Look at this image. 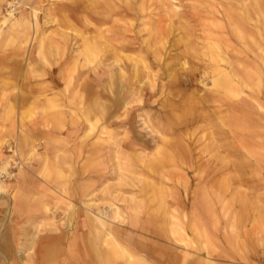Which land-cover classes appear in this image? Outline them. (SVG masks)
<instances>
[{"label": "rangeland", "instance_id": "rangeland-1", "mask_svg": "<svg viewBox=\"0 0 264 264\" xmlns=\"http://www.w3.org/2000/svg\"><path fill=\"white\" fill-rule=\"evenodd\" d=\"M145 1L66 0L40 7L41 23L47 22L42 41L46 45L47 38L55 40L65 47L67 58L74 57L66 74L77 76L80 97L65 108L42 94L36 97L45 102L38 110L70 113L77 123L75 142L82 148L64 145L49 152L44 140L36 139L25 158L0 122V159L8 163L0 178V264H38L21 250L33 230L26 222L29 216L64 224L72 234L87 201L81 197L82 188L89 182L96 186L89 197L93 203L103 210L117 207L127 213L122 225L156 239L157 261L179 256L180 264L184 258L186 264H264L259 221L264 219V0H257L254 41L247 42L235 33L230 15L234 9L245 11L250 0ZM9 2L19 3L15 16L31 9L28 0H0V21L13 9ZM15 45L7 44L3 56L8 57ZM15 52L16 57L27 56ZM98 68L103 71L101 82ZM218 68L237 72L238 96L214 87L213 71ZM88 74L89 85L83 80ZM9 86L0 95L11 101V114L15 92ZM97 100L108 103V109L88 114L86 108ZM131 142L137 143L136 151L126 146ZM157 144L163 155L152 156ZM26 168L32 205L19 211L16 201L24 196L20 179ZM81 168L90 178H79ZM39 187H55L62 196H44ZM203 198L209 199L207 208L199 205ZM130 199L136 210L125 208ZM45 202L48 211L36 209ZM170 213L177 216L172 219ZM116 223L120 224L109 221L107 226ZM125 260L112 253V263Z\"/></svg>", "mask_w": 264, "mask_h": 264}, {"label": "crops", "instance_id": "crops-1", "mask_svg": "<svg viewBox=\"0 0 264 264\" xmlns=\"http://www.w3.org/2000/svg\"><path fill=\"white\" fill-rule=\"evenodd\" d=\"M52 1L59 4L65 3L66 0H28V8L38 7L39 11L43 4ZM65 11L64 14H66ZM69 11H72V9ZM30 12L31 9L24 10L19 16L21 19H28L30 22ZM38 18L39 28L37 32L35 29L26 31L31 41H28L24 48L23 46H17L21 45L19 43L21 39L17 38V45L14 44L15 46L12 48L11 54H6L9 56L4 57L2 51L6 52L7 46H0V93L3 87L6 86L7 89L8 85H10L9 87L13 88L15 92L12 99L13 112L11 114L7 112V106L11 101L9 102L8 99L3 100V97L0 95V122L4 123L7 135L15 139L16 146L18 149H21V153L25 158H27L28 151L36 139L44 140V144L46 148L49 149V152H58L56 151L58 146L64 145L82 148L80 143L75 142L77 139V123L73 117L70 116V113L66 112V110H62V112L42 113L38 110L39 107H42L45 103L42 100L36 101V97L42 94H46V98L51 102L59 100V103L63 104L65 108L68 104L70 106L75 105L76 98L80 97V91L76 89L79 81L77 76L71 73L68 77L66 74L68 66L73 62L67 58L65 47L58 46V43H54L55 40L52 39L53 41H51L46 37V45L43 43L42 36L44 35L41 34L45 32V30L43 23H41L40 15ZM59 18L65 19L66 24H68L66 17H61L60 15ZM59 44L61 43L59 42ZM40 45H42V47ZM14 49L26 53L27 56L23 58L16 57V55L19 56V54L16 53ZM30 51H32L31 58L28 57V52L30 53ZM36 57H40V59H36ZM72 72H74V70ZM89 78L88 74L84 76L83 79L87 85H89L87 82ZM6 98L9 97L7 96ZM67 100H70L71 103H68ZM31 106H33L32 109ZM71 120H73V122H71ZM61 122L64 124H61ZM60 127H62V129H60ZM20 180L23 181L20 191H22L24 196L16 201V206L19 211L27 208L30 209L32 205L30 202V168H26L23 171ZM40 188L42 189L40 194L44 196L48 194L62 196L59 192L60 190H57L55 187L53 189L47 187H39V189ZM65 198L67 202L70 200L66 195ZM41 201H43V199H41ZM41 204L42 205L35 204L36 209L43 212L48 211V203L46 204L45 202ZM83 217L85 216L82 215V211L78 212L74 224V232L68 234L65 229L62 228L64 224H56L55 226L49 224L48 220L44 218L39 217L34 219L29 216L26 222H28V225L31 226L33 230L26 235L25 240L22 241L23 244H21V247H26L31 242L33 244L31 258L35 259L38 264H104V262L100 263L97 260V253L103 251L101 237L98 234V229L101 230V227ZM36 228L40 230V233L36 238H33V233ZM108 228L114 231L119 241L129 245L136 254L148 257V262L153 264H176L174 262L175 260L177 264H180L179 256L178 258L170 257L165 261H157V259L154 258L158 251L155 244H151L152 246L150 247L147 245V243L156 242V239L151 235H144L142 229L135 230L131 228L130 225H122L121 223H116L114 227ZM52 247H55L57 250L48 257H45L46 260L42 259L45 255L44 253L48 252L46 250ZM184 259L185 261L181 264H184V262L185 264L188 263V258ZM114 263H112L110 259L109 264ZM124 263L126 264V262ZM115 264L123 263L116 262Z\"/></svg>", "mask_w": 264, "mask_h": 264}, {"label": "bare ground", "instance_id": "bare-ground-1", "mask_svg": "<svg viewBox=\"0 0 264 264\" xmlns=\"http://www.w3.org/2000/svg\"><path fill=\"white\" fill-rule=\"evenodd\" d=\"M70 1V0H69ZM145 1V0H144ZM160 0H158L159 2ZM165 1V0H164ZM209 1V0H208ZM143 2V1H142ZM146 2V1H145ZM222 2V1H221ZM239 2V1H238ZM237 2V4H238ZM250 5L249 7L242 12V10H238V9H234V11L231 13L230 15V18H231V21L233 23V28H234V31L235 33L239 36L240 39L242 40H245L246 42L249 41V40H252L254 41V37H253V34H254V29H255V24H256V20L254 19V15H255V7L257 5V0H250ZM72 3V2H71ZM161 3V2H160ZM173 3V2H172ZM10 8H13L11 9L9 12H8V15L7 16H3L1 21H0V46H6L7 44L9 43H14L16 44V41L18 40L17 38L21 39L19 42L21 45L19 46H26L27 42L31 41V38L28 37V33L26 32L27 30L29 29H35L36 32L39 28V12H38V7H34V8H31V12H30V22L28 21V19H21L20 16H15L14 13H15V10L16 8V5L19 4L18 2H9L8 3ZM70 4V3H69ZM86 4V3H85ZM142 4V3H141ZM144 4V2H143ZM159 4V3H158ZM206 4V3H205ZM245 4H247L246 2H244V4L242 3V6H245ZM87 5V4H86ZM161 5V4H160ZM168 5V3H167ZM166 5V6H167ZM241 5V4H240ZM142 6V5H141ZM144 6V5H143ZM159 6V5H157ZM174 6V5H173ZM236 6V5H235ZM73 7V6H72ZM171 7H172V4H171ZM210 7V6H209ZM238 7V6H237ZM246 7V6H245ZM166 8V7H165ZM239 8V7H238ZM83 7H79V10H82ZM173 9V12L175 11L174 8ZM191 9V7H190ZM143 10V9H142ZM162 10V9H161ZM205 11V10H203ZM210 12V11H209ZM214 12V11H213ZM192 14V13H191ZM199 14V13H198ZM176 15V14H175ZM211 15H212V12H211ZM170 16V15H168ZM174 16V15H173ZM167 17V15H166ZM171 17V16H170ZM200 18V17H199ZM109 19V18H108ZM109 21V20H107ZM146 21V20H145ZM210 22V21H209ZM208 22V24H209ZM260 22V21H259ZM202 23V22H201ZM44 24H47L46 21H43V25ZM204 24V23H203ZM213 24V23H212ZM215 24V23H214ZM117 25V24H116ZM261 24H259L260 26ZM204 28V27H203ZM215 28V27H214ZM258 29L260 30V28L258 27ZM127 30V29H126ZM124 30V31H126ZM128 32V31H127ZM43 33V32H42ZM134 33V32H133ZM152 33V32H151ZM44 34V33H43ZM45 35V34H44ZM17 39V40H16ZM40 39V38H39ZM38 39V40H39ZM74 39V38H73ZM86 39V38H85ZM76 41V40H75ZM109 44V43H108ZM216 44V43H215ZM11 45V44H10ZM13 45V44H12ZM42 47V45H40ZM85 49L86 51L88 50L90 52V47L88 44H85ZM214 46V45H213ZM41 51V50H40ZM91 53V52H90ZM168 54V53H167ZM175 54V53H174ZM75 56V55H73ZM88 56V55H87ZM218 58V57H217ZM72 62L74 61V57H71L69 58ZM219 59V58H218ZM70 61V62H71ZM166 61V60H165ZM192 61V60H191ZM75 62V61H74ZM90 62V61H89ZM223 62V61H222ZM92 63V62H90ZM88 63V64H90ZM79 64V63H78ZM210 64V63H208ZM173 65V63H172ZM175 65V64H174ZM205 65V64H204ZM216 65V64H215ZM220 65V64H219ZM84 66V65H83ZM85 67V66H84ZM164 67V66H163ZM82 69V67H81ZM170 69V68H169ZM168 69V70H169ZM175 69V68H174ZM181 69V67H180ZM210 69V68H209ZM98 70V74H99V79H98V82H101V78H102V73H99V72H103L100 68L97 69ZM167 70V68H166ZM176 70V69H175ZM184 71V70H183ZM124 70L122 68H117V73H120V74H123ZM213 74H214V78L212 80L213 82V85L214 87L217 86L219 87V93L221 91V89H224L225 92L227 94H231L233 96H238L237 94V83H236V80H237V72L235 70H228V69H224V68H218L216 69L215 71H213ZM212 74V75H213ZM68 75V74H67ZM161 76V75H160ZM159 76V77H160ZM165 76V75H164ZM248 77V76H247ZM116 78V77H115ZM118 78V77H117ZM250 79V77H249ZM166 80V79H165ZM164 80V81H165ZM115 82V80H114ZM212 84V83H211ZM258 84V83H257ZM103 86V85H102ZM109 87V86H108ZM117 87V86H116ZM115 87V88H116ZM119 88V87H118ZM210 88V87H209ZM100 89V88H99ZM216 89V88H215ZM248 89H252V88H249ZM209 92V91H208ZM101 93V92H100ZM212 93V92H211ZM217 95V94H216ZM214 96V95H213ZM241 97V96H240ZM111 98V97H110ZM239 98V97H238ZM242 100V99H241ZM215 106V105H214ZM107 107H109V104L108 103H102L101 101L97 100L93 103V105L91 107H88L86 108V112H88V114H92L94 113L95 110H100V111H104ZM108 109V108H107ZM61 110V109H60ZM110 110V109H109ZM65 111V110H64ZM87 114V115H88ZM101 116V115H100ZM99 116V117H100ZM98 117V118H99ZM63 118V117H62ZM98 118H95V123L98 122ZM61 120V119H60ZM103 120V119H102ZM93 122V120H91ZM64 122V121H63ZM61 122V124L63 123ZM92 122H89V124H92ZM59 123V122H58ZM123 123V122H122ZM60 124V123H59ZM64 124V123H63ZM66 124V123H65ZM99 124V122L97 123ZM63 126V125H62ZM103 128V127H102ZM138 128V127H137ZM58 129V128H57ZM60 129H62V127H60ZM91 130V129H90ZM62 131V130H61ZM136 133V132H135ZM100 134V133H99ZM54 137V135H53ZM120 137V136H119ZM125 139V138H124ZM84 141V138L82 139V142ZM162 141V140H161ZM86 141H84L85 143ZM173 143V142H172ZM162 144V143H161ZM207 145V144H206ZM127 147H129L130 150L132 151H136L138 148L136 147L137 146V143L135 142H131L130 144L126 145ZM167 147H169L167 145ZM81 149V148H79ZM155 152L156 154H151L152 156H160V155H163L162 153L163 152H159V144H157L155 146ZM70 153V152H69ZM60 154V153H59ZM62 154V153H61ZM81 154V152H80ZM165 154V153H164ZM212 155V154H211ZM171 156V155H170ZM131 157V156H130ZM134 157V156H133ZM51 158V157H50ZM157 158V157H156ZM137 159V158H136ZM163 159V158H162ZM223 159V158H222ZM104 160V159H103ZM131 160V159H130ZM129 160V161H130ZM142 160V159H140ZM152 160V158H151ZM166 159L164 160H160V162H164L166 161ZM35 161V160H34ZM55 161V160H54ZM56 161H57V158H56ZM132 161V160H131ZM130 161V162H131ZM138 161V160H137ZM146 161V160H145ZM153 161V160H152ZM155 161V159H154ZM148 162V161H147ZM54 163V162H53ZM142 163V161H141ZM57 164V163H56ZM55 164V166H56ZM63 165V164H62ZM161 165V164H160ZM125 166V165H124ZM126 167V166H125ZM150 167H151V163H150ZM149 167V168H150ZM54 168V167H53ZM51 168V169H53ZM90 168V167H89ZM143 168V167H142ZM7 169H8V163H3L2 162V166L0 167V170L2 171V173H5L7 172ZM130 169V168H129ZM90 170V169H89ZM52 171V170H51ZM130 171V170H129ZM131 172V171H130ZM133 172V171H132ZM131 172V173H132ZM50 174V173H48ZM47 174V175H48ZM117 174V173H116ZM52 174H50L49 176L51 177ZM41 176V175H40ZM47 176V177H49ZM103 176V175H102ZM101 176V177H102ZM171 176V175H170ZM49 177V178H50ZM79 178L83 181L87 178H90V175H88L87 173V169H82L81 168V173H80V176ZM186 181H189V180H186ZM74 182V181H73ZM95 184L93 182H89V184L87 183V185L82 188L83 191H82V195L81 197L83 198H87L84 203V211H82V215L85 216L83 217L84 219H87L88 221L90 220V222H93V223H99V225L101 226V230L98 229V234L100 235L101 237V242H102V245H103V248H102V252H98L97 255H98V261L100 263H103L104 264H109V261L112 257V253L113 254H116V255H119V256H122L124 257L126 260V264H153V263H150L148 262V257L144 256V255H140V254H136L131 248L129 245H126V244H123L121 241L118 240V238L116 237L114 231L110 230L108 228V223L109 221L110 222H120L121 224L124 223L126 221V217H127V213L125 212H121L119 211V209L117 207H109V209L107 208V210H103L101 206H97L96 203H93V201L89 198L90 196H93L95 194ZM76 188V187H75ZM64 189V188H63ZM3 190V187L1 185V181H0V191ZM73 190V189H72ZM77 190V189H76ZM70 191V190H69ZM60 192V191H59ZM2 193V192H1ZM69 193V192H68ZM79 194V193H78ZM71 197V196H70ZM133 201V199H130V201H126L125 203V208L126 209H134L136 210L134 204H130L131 202ZM246 201L243 200V203H245ZM201 204H203L206 208L208 207L209 205V199L208 198H203L201 199L199 205L201 206ZM202 205L203 208H205L204 206ZM95 211H94V210ZM111 209V210H110ZM172 209V208H171ZM88 212H90V215L88 214ZM172 213V212H171ZM171 218L174 219L176 216L175 214H171ZM213 213V212H212ZM194 215V213L192 214ZM186 216V215H185ZM184 216V217H185ZM197 216V215H196ZM80 217V216H79ZM137 217V221L140 220L138 218V216H134V218L136 219ZM181 217V216H180ZM195 217V215L193 216ZM152 218V217H151ZM149 219V218H146L148 222H151L152 219ZM179 218V217H178ZM170 219V218H169ZM185 219V218H184ZM178 220V219H177ZM193 220V219H192ZM196 221V218L194 219ZM197 220H199L198 222L201 223V220L203 219H198L197 217ZM183 221V220H181ZM194 221V222H195ZM260 223H261V227L262 229L264 230V219H260L259 220ZM184 222V221H183ZM182 223V222H181ZM189 224V222H188ZM37 225V224H36ZM194 225V224H193ZM192 224H190V226L192 227L193 226ZM34 226V225H32ZM181 226V225H180ZM185 226V225H184ZM174 227V226H173ZM177 228V227H176ZM197 229V227H196ZM182 230V229H181ZM200 231V230H199ZM202 231V229H201ZM203 232V231H202ZM40 233V230L38 228L35 229L34 233H33V238H36L38 236V234ZM178 233V232H177ZM181 233V232H180ZM202 234V233H201ZM201 234H198L201 236ZM205 234V233H204ZM197 235V236H198ZM206 235V234H205ZM178 236V235H177ZM199 236V237H200ZM126 237V236H125ZM203 238V237H202ZM149 239V238H148ZM206 239V238H205ZM134 240V239H133ZM184 241V240H183ZM94 242V241H93ZM132 242V241H131ZM139 242V241H138ZM207 242V241H206ZM233 242V240H232ZM185 243L186 245H189L190 244V241L188 240H185ZM209 243V242H208ZM154 244V243H153ZM205 246V245H204ZM209 246V245H208ZM90 247V245H89ZM186 247V246H185ZM206 247V246H205ZM211 247V246H210ZM95 248V247H94ZM212 248V247H211ZM33 249V244L30 242L28 246H22L21 247V250L22 251H25L27 252V255L29 257H32V254H31V251ZM210 249V248H209ZM57 249L55 247H52L51 249H47L46 253H44V257H42V259L46 260L45 257H48L50 254H52L54 251H56ZM199 250V249H198ZM211 250V249H210ZM208 251V250H206ZM237 251V250H236ZM134 252V253H133ZM212 252V251H211ZM145 253V252H144ZM147 253V252H146ZM96 255V256H97ZM212 255V254H211ZM243 256V255H242ZM118 257V256H117ZM196 257V256H195ZM208 258V257H207ZM238 258V257H237ZM241 258V257H240ZM243 258V257H242ZM24 259V258H23ZM30 259V258H29ZM14 261V260H13ZM12 261V263H13ZM122 261V260H121ZM197 261V260H196ZM243 261V260H242ZM241 261V262H242ZM246 261V260H245Z\"/></svg>", "mask_w": 264, "mask_h": 264}, {"label": "built area", "instance_id": "built-area-1", "mask_svg": "<svg viewBox=\"0 0 264 264\" xmlns=\"http://www.w3.org/2000/svg\"><path fill=\"white\" fill-rule=\"evenodd\" d=\"M2 165V160L0 159V167ZM7 172L5 173H2L1 170H0V178L4 177L6 175Z\"/></svg>", "mask_w": 264, "mask_h": 264}]
</instances>
